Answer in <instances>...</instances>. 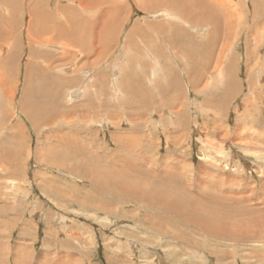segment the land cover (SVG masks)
Returning a JSON list of instances; mask_svg holds the SVG:
<instances>
[{"label": "rangeland", "instance_id": "rangeland-1", "mask_svg": "<svg viewBox=\"0 0 264 264\" xmlns=\"http://www.w3.org/2000/svg\"><path fill=\"white\" fill-rule=\"evenodd\" d=\"M204 1L0 0V264H264V0Z\"/></svg>", "mask_w": 264, "mask_h": 264}, {"label": "bare ground", "instance_id": "bare-ground-1", "mask_svg": "<svg viewBox=\"0 0 264 264\" xmlns=\"http://www.w3.org/2000/svg\"><path fill=\"white\" fill-rule=\"evenodd\" d=\"M1 1H6V0H1ZM75 1H77L78 2V0H75ZM138 2H139V4H140V6L142 7V8H144V10H146V9H151L153 6H155V7H158V6H161V5H166V6H168V7H171V8H175L176 10L175 11H181V10H186L188 7H187V4H186V2H185V0H137ZM202 2H204L203 4H205V5H209L210 4V2L208 3V2H205L204 0H201ZM202 2H200L199 4H201ZM179 5V6H178ZM35 6H37V5H35ZM204 6V5H203ZM203 6H199V9H201V10H204V9H208L207 7L206 8H203ZM253 7H254V9L256 10V4L254 3L253 4ZM189 9H190V7H189ZM190 11H191V9H190ZM33 12L34 13H36V9H35V7H34V9H33ZM75 12V11H74ZM207 12V13H206ZM204 14L206 15V14H209V10H205L204 11ZM46 15V14H45ZM166 15H167V13H166ZM41 16H42V14H41ZM52 15L50 14V13H48V16H47V18H46V16L44 17V16H42V22L44 21L45 23L46 22H49L50 20L49 19H52V17H51ZM176 16V15H175ZM38 17H40V16H38ZM43 17H44V19H43ZM73 20H75V18H72ZM71 19V20H72ZM238 20H241L239 17H238ZM38 21H40V20H38L37 19V22ZM199 21L201 22L202 21V17L201 18H199ZM0 22H2V21H0ZM36 22V23H37ZM43 22V23H44ZM73 22V21H72ZM78 21L76 20L75 22H74V24H76ZM47 24V23H46ZM3 25V24H2ZM38 26H35L34 27V35L36 36V35H38V36H40V34H39V31L40 30H38V28H37ZM43 27V26H42ZM48 27H49V25H48ZM44 28V27H43ZM46 28V27H45ZM162 29V28H161ZM10 30H12V29H10ZM9 30V28H7V30L5 31V33H7V35L8 36H12V32ZM57 30H59V29H56V31ZM3 31H4V29H2L1 27H0V36H2L3 35ZM8 31V32H7ZM41 32H43V31H41ZM67 33H70V32H66L65 30H62L61 31V29H60V31H58V33H56L57 34V37H59V38H62V37H64V36H66V34ZM79 32H76L75 31V29H74V27H73V30H71V34L73 35L72 36V39H73V42L74 41H76V39H78V38H80V33L78 34ZM42 35V34H41ZM68 35V34H67ZM71 36V35H70ZM161 36V35H160ZM212 36V35H211ZM69 38H71V37H69ZM169 38V37H168ZM166 38L170 43L169 44H171L172 46L174 45L173 44V42L171 41V39L169 38ZM192 38V37H191ZM56 39V38H55ZM189 40H190V38H189ZM190 42H191V40H190ZM82 43V42H81ZM184 43V42H183ZM49 45V44H48ZM170 46V45H169ZM51 47V46H50ZM58 47V46H57ZM185 47V46H184ZM187 47V46H186ZM61 48V47H60ZM58 49H59V47H58ZM63 49V48H62ZM103 49V48H102ZM187 49V48H186ZM185 49V50H186ZM184 50V51H185ZM188 50V49H187ZM205 61V60H204ZM34 67V64L33 63H31L30 64V72L32 73L34 70L32 69ZM36 68V67H35ZM74 68H76V67H73V69ZM39 69V68H38ZM37 69V70H38ZM67 69V68H66ZM65 69V70H66ZM76 70V69H75ZM6 72H7V70H5ZM115 71V70H114ZM38 73H40L41 74V76L43 77L44 76V78H47L46 80H41V82H36L39 86H37V90H36V88L33 86V83L31 82V85H30V87L28 88V90L26 91V94H25V92H24V96H25V98L27 99L26 100V102L28 103V105H36V107H37V110L39 111V107L40 108H42V106H43V112H42V114L41 113H38V116H37V118H39V116H45L50 110L52 111L53 109V107L51 106V104H52V102L53 101H57V99H58V97H60L59 96V94L58 93H53V92H51V89L52 90H54L55 92H58L59 90H60V88H61V86L64 84V79H62V78H54V76L53 75H50V72H49V70L47 69V70H43V69H39L38 71H37ZM37 74V73H36ZM0 77H1V75H0ZM0 80H2V79H0ZM71 79L69 78L65 83H68L69 81H70ZM87 83V82H86ZM116 83V82H115ZM115 85V90H116V84H114ZM41 93H44V95H42V96H40L39 97V95L41 94ZM99 95V94H98ZM226 95V94H225ZM224 95V96H225ZM229 96H230V94H228ZM41 97H45V98H47V100H42L41 102H39V98H41ZM225 97H227V96H225ZM60 100V99H59ZM46 104V105H45ZM41 105V106H40ZM40 112H41V110H40ZM30 120H32V121H34V118L32 117L33 116V112L31 111V113H30ZM139 195H135V198L136 199H138V200H144V201H148V203L150 204V206H155V205H159V207L161 206L162 207V209H164V210H166V211H170V212H173V213H175V214H183V207L182 208H180V209H178V208H175V206L174 205H176V204H172V205H169V206H166V201H163V202H161L160 201V204H157L156 202H154V200H153V196H147V194L145 195L144 193L143 194H140V191H139V193H138ZM150 194V193H149ZM161 194V193H160ZM163 196H164V194H162ZM160 196V195H159ZM127 197H129V196H127ZM161 197V196H160ZM162 199V198H161ZM160 198H159V200H161ZM126 200H129V198L128 199H126ZM181 205V204H180ZM185 215H187V214H185ZM194 215V214H193ZM192 214H189L188 216H186V221L187 222H189V223H194L195 225L197 224V225H202V226H205L206 225V222L205 221H198L194 216H193ZM209 222L210 223H213V221H210V219H209ZM208 232V234L210 235V231L209 230H207Z\"/></svg>", "mask_w": 264, "mask_h": 264}, {"label": "crops", "instance_id": "crops-1", "mask_svg": "<svg viewBox=\"0 0 264 264\" xmlns=\"http://www.w3.org/2000/svg\"><path fill=\"white\" fill-rule=\"evenodd\" d=\"M59 7V6H58ZM58 7H57V9H58ZM60 7H61V5H60Z\"/></svg>", "mask_w": 264, "mask_h": 264}]
</instances>
